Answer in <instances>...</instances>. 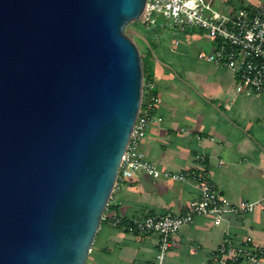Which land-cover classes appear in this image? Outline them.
I'll return each instance as SVG.
<instances>
[{
  "label": "water",
  "instance_id": "water-1",
  "mask_svg": "<svg viewBox=\"0 0 264 264\" xmlns=\"http://www.w3.org/2000/svg\"><path fill=\"white\" fill-rule=\"evenodd\" d=\"M147 0H0V264H85L141 104Z\"/></svg>",
  "mask_w": 264,
  "mask_h": 264
},
{
  "label": "crops",
  "instance_id": "crops-1",
  "mask_svg": "<svg viewBox=\"0 0 264 264\" xmlns=\"http://www.w3.org/2000/svg\"><path fill=\"white\" fill-rule=\"evenodd\" d=\"M201 37L192 32L178 40L169 33L153 41L158 52L151 50L146 75L157 95L154 114L161 122L149 127L141 149L161 171L204 172L227 202L254 203L264 197V98L237 94V78L231 71L198 61L199 51L210 50ZM171 40L178 45L172 46ZM140 41L145 50L144 36ZM199 196L193 181L152 180L138 173L120 184L106 215L129 220L178 214ZM213 226L224 228L217 233ZM255 230H264V211L260 209L238 217L225 215L219 225L210 218H196L172 238L164 262L213 264L210 255L225 237L252 240ZM156 241L154 235H140L136 249L119 251L124 262L118 264H154ZM141 247L153 249V254Z\"/></svg>",
  "mask_w": 264,
  "mask_h": 264
},
{
  "label": "built area",
  "instance_id": "built-area-1",
  "mask_svg": "<svg viewBox=\"0 0 264 264\" xmlns=\"http://www.w3.org/2000/svg\"><path fill=\"white\" fill-rule=\"evenodd\" d=\"M147 5L143 26L146 31L160 23L161 28L175 33H205L210 50L199 51L196 59L231 71L237 78V94L264 98V0H246L234 11L216 10L214 0H147ZM171 45L177 46L178 41L171 40ZM147 87L152 88L153 84L149 83ZM143 100L142 93L137 120L107 207L111 205L112 196L120 184L138 173L152 180L193 181L199 191V199L190 202L181 213L147 215L128 221L129 229L138 234L156 236L154 264H165L172 238L181 228L191 225L200 217L210 218L215 225H219L225 215L238 217L249 215L256 209L264 211V197L254 203L241 201L231 204L219 196L204 172L172 173L159 170L146 159L141 149L149 127L161 122V118L154 114L157 97L148 95ZM196 159L205 161L202 157ZM101 220L112 227L119 223L117 217H109L105 212ZM210 258L213 264H263L264 248L254 246L248 237L236 240L228 236L211 253Z\"/></svg>",
  "mask_w": 264,
  "mask_h": 264
},
{
  "label": "rangeland",
  "instance_id": "rangeland-1",
  "mask_svg": "<svg viewBox=\"0 0 264 264\" xmlns=\"http://www.w3.org/2000/svg\"><path fill=\"white\" fill-rule=\"evenodd\" d=\"M242 3H246V0H214V5L216 10H238L241 7ZM157 29L159 32H162V28L160 26V23L157 25ZM171 36H174L175 38H178V40H181L182 37L186 36L187 33H181L179 35H175L173 31H168ZM168 32L163 33L160 35L158 34V37L160 38L167 34ZM174 33V34H173ZM194 34V33H193ZM144 31L141 32V37L144 36ZM192 35V34H189ZM188 35V36H189ZM199 35V34H198ZM200 36V35H199ZM203 38L207 42V36L205 33L202 34ZM140 37V38H141ZM141 42V41H140ZM150 43V50L158 52L157 48L155 47L153 41H149ZM144 45L141 42V53L143 54L145 52ZM207 49V48H206ZM205 50V48H203ZM209 50V49H208ZM208 52V51H206ZM145 54V53H144ZM249 219V218H246ZM103 226V225H102ZM213 232H221L224 228L213 226ZM256 232H252V243L256 247L264 248V230H255ZM156 237V236H155ZM140 235H124L120 232L114 230L112 227H106L102 229L100 228L99 231L96 234V237L94 239L93 245L91 247V252L88 255V258L86 260L85 264H118L119 262H124L122 258H120L121 253L119 251L121 250H134L136 249L137 245L139 244L137 241H139ZM157 240V238H156ZM154 241V239L152 240ZM157 242V241H156ZM154 243V242H152ZM109 248V252H105L104 249ZM217 249V246L215 250ZM141 250H144L146 253L152 255L153 249L149 247H141ZM157 252V249H156ZM156 255V253H155ZM155 259V258H154Z\"/></svg>",
  "mask_w": 264,
  "mask_h": 264
},
{
  "label": "trees",
  "instance_id": "trees-1",
  "mask_svg": "<svg viewBox=\"0 0 264 264\" xmlns=\"http://www.w3.org/2000/svg\"><path fill=\"white\" fill-rule=\"evenodd\" d=\"M132 27L134 29H136V30H143L144 34H145L144 38H145V40L148 43V46L145 48V52H144L145 54L144 53L142 54L140 52V50H139V53H140V56H141V67H142V74H143V82H142V85H143V88H142L143 99L145 100L146 96H148V95H154L155 97H157L154 88L153 87L152 88L147 87V85L149 83H151V84H153V83L147 77L146 73H147L149 58L151 57V50H150L149 41H154L155 37H158L159 31H158L157 27L153 28L150 31H146L138 22H134L132 24ZM107 210H108V207H107ZM107 210L105 211V214H106ZM118 219H119V223H118V225L116 227L109 226L105 221L101 220L99 229L104 227L105 224H106V225H108V227H112V228H115L117 230H120V231H122L125 234H131V235H135V236L140 235L137 232L133 231L132 229H129L130 226L128 224L129 223L128 219L120 218V217H118ZM143 236H146V235H143Z\"/></svg>",
  "mask_w": 264,
  "mask_h": 264
}]
</instances>
